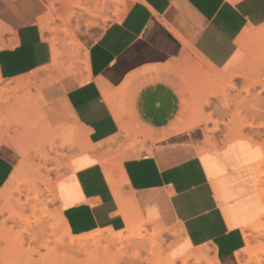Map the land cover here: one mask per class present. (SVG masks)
Here are the masks:
<instances>
[{
    "label": "crops",
    "instance_id": "0c3cea01",
    "mask_svg": "<svg viewBox=\"0 0 264 264\" xmlns=\"http://www.w3.org/2000/svg\"><path fill=\"white\" fill-rule=\"evenodd\" d=\"M46 13L45 0H0V26L10 32L0 49V80L52 67L53 50L40 30ZM117 18L94 38L79 35L87 53L82 76L66 75L36 94L51 129H77L82 146L95 148L76 152L56 182L66 227L74 236L124 232L128 215L137 219L136 233L144 222L147 240L133 242L125 232L118 264L180 260L199 250L217 264L240 263L242 229L263 212L254 161L243 160L238 143L206 142L185 85L171 71L186 57L199 60L196 78L186 86L194 85V99L198 90L205 99L211 71L228 76L246 61L238 44L243 32L254 38L264 33V0H130ZM259 40L254 55L264 65V38ZM123 151L131 152L130 160L123 157L113 175L121 208L126 202L120 210L102 165ZM18 162L15 150L0 146V187ZM155 230L160 239L151 253L146 247Z\"/></svg>",
    "mask_w": 264,
    "mask_h": 264
},
{
    "label": "rangeland",
    "instance_id": "374dc122",
    "mask_svg": "<svg viewBox=\"0 0 264 264\" xmlns=\"http://www.w3.org/2000/svg\"><path fill=\"white\" fill-rule=\"evenodd\" d=\"M129 1L125 0L124 6H119V10H125ZM46 2H50L51 5L47 4V13L43 16V22L39 25L43 39L48 44L50 43L52 47L54 46L59 54L61 53L57 64L54 67L49 64L45 68L28 75L23 83L14 80H0V98H3L4 101V103L0 101V146H10L19 156V162L9 180L4 186L0 187V193L9 189L13 196L11 199H7L8 202L5 201V198L0 197V264H20V257L22 256V253L18 254L20 250L35 249L38 251L32 256L33 263L46 255V250L40 248L38 242L40 241L42 244L45 240L53 238L50 237L47 228L57 222V219L53 217L56 216L59 210L57 201L52 200V197L46 191V183L56 184L57 180L65 173L73 155L79 150L81 152V148H83V140L77 129L57 128L53 130L46 127L40 117L42 112L36 94L41 87L66 75L82 76L86 71L85 69H87V53L85 45L79 39V35L84 32L94 38L109 23L120 19L112 15L113 9L109 6V10H105L103 14L95 13L97 8L94 7L91 0H79L80 8H84L86 11L73 6L77 0H47ZM70 9H73L74 15L67 20ZM89 11L91 14H88ZM104 19L106 20L103 21ZM9 34L8 30L0 26V49L6 46ZM77 44L81 45L80 49L77 48ZM197 63H199V60H190L189 57H186L171 72L185 85L184 88L190 100L188 107L191 114L194 117L196 116L197 120H201L197 126H204L206 142L216 145V141L219 139L221 143L230 141L229 139H232L236 133L239 134L238 132L241 130L242 136L256 145H261L264 153V82L257 79L251 71H241L242 75L238 74V77H232V73L228 76L222 74L224 78L219 81L220 83L209 82V90L205 99L199 95V90L194 99L192 96L195 89L194 85H186H189L187 83L194 81L196 78L197 69H194V67ZM66 69H71L70 73ZM260 73L264 74V71ZM1 89L4 90V93H1ZM32 123L36 125V128L29 132ZM109 144L99 145V149ZM84 149L94 152L95 148L84 147ZM43 153L48 155L45 160L42 156ZM121 153L122 155L120 157L117 155L113 163L108 160L106 163L103 162L102 167L105 174L110 172L117 174L116 164L118 165L120 160L129 156L131 152L123 151ZM261 171L263 174L260 181L257 178V192L262 203L263 212L254 223L242 229L245 249L243 252L240 251V263L234 262L232 264H264V162L261 165ZM34 184L37 186L40 196V203L36 208H45L47 215L49 214L53 218L49 220L48 215L47 220L46 218L42 219L39 228L33 223L34 219L30 211V206H33L31 200L25 204V210L15 205L11 209L12 214L11 210L7 212L6 209L8 204H13L16 200L24 204L27 196V199H30L32 193L28 195V190L32 191ZM16 189L21 192L20 195L14 191ZM18 214L20 217H17ZM37 215H39L38 212ZM44 226L47 228L45 229ZM137 228L136 233L134 226L133 229L122 232L120 237H114L115 235L106 232H102L100 236H95L97 231L79 235L88 238L86 240L87 248L93 256L90 260L80 256L79 261L82 264H112L119 251L120 253L125 252V246L122 244L126 238L125 232L132 237V240H147L149 235L144 225H138ZM17 230L21 231L19 233L24 237L23 245L19 248V251L17 246L14 245L15 241H13L15 233L18 232ZM44 230H47L46 235ZM62 234L63 231L58 229L56 236L60 237ZM92 235H94V239L89 238ZM159 239L160 232L152 231L150 244L146 247L148 251L152 253L155 248L157 249ZM63 241L64 245H68L70 239L68 236L63 237ZM48 245L52 246V244ZM121 248L123 249L121 250ZM15 250H17V253ZM57 252H59L58 254L62 253V249H58ZM198 252H191L193 255L189 256L185 263L180 259L174 260V264H217V262H213L207 257V250L204 253ZM168 259V256H164V258L156 261H159L160 264H167L170 262Z\"/></svg>",
    "mask_w": 264,
    "mask_h": 264
},
{
    "label": "bare ground",
    "instance_id": "6f19581e",
    "mask_svg": "<svg viewBox=\"0 0 264 264\" xmlns=\"http://www.w3.org/2000/svg\"><path fill=\"white\" fill-rule=\"evenodd\" d=\"M45 1H47V0H45ZM93 3H94V7H96L97 8V10H95V13H100V14H103V12L105 11V10H109V7L111 8V9H113V11H112V15L113 16H117V17H119L120 15H122L124 12H125V10H119V6H124V1L125 0H91ZM75 2V1H74ZM52 3V2H51ZM47 4L48 5H51L50 4V2H47ZM74 4V3H73ZM80 3H79V0H77V2H76V4L75 5H73V6H75V7H78V8H80L81 6L79 5ZM71 5V4H70ZM69 5V6H70ZM109 6V7H108ZM80 9H82V10H84V11H86L84 8H80ZM107 12V11H106ZM88 14H91V12L89 11L88 12ZM74 15V11H73V9H70L69 10V14H68V16H67V20H69L70 18H71V16H73ZM106 19H104L103 21H105ZM41 22H43V20L41 21ZM264 38V33H261V35H259V36H257L256 38H254V35H251V32H246V31H244L243 32V34L240 36V38H239V40H238V44H239V46L241 47V48H244V50H246V52H247V58H246V61L245 62H243L240 66H239V68L235 71V72H233L231 75H232V77H238L239 75L238 74H241L242 75V73H241V71H244V72H247V71H251L252 73H253V75L255 76L256 75V78L257 79H260L261 80V82H264V74L262 73H260V72H262V71H264V70H262L263 68H264V65L262 64V62L260 61V59H259V56H257V55H254V48H255V43L257 42V44L258 43H260V41H261V43H262V40H259V39H263ZM256 41V42H255ZM52 47V46H51ZM246 47V48H245ZM250 47V48H249ZM77 48L78 49H80L81 48V45H79V44H77ZM257 48H258V46H256V50H257ZM21 50V49H20ZM52 50H53V56H52V66L54 67L56 64H57V61H58V57L61 55V53L59 54V52L57 51V49L53 46L52 47ZM260 50H261V48H260ZM260 50H259V52H260ZM18 51V50H17ZM262 51L264 52V47H262ZM256 54V53H255ZM12 56V55H11ZM14 56V55H13ZM257 56V57H256ZM41 58V57H40ZM258 58V59H257ZM13 59H14V57H13ZM36 59V58H35ZM259 60V61H258ZM262 60V59H261ZM12 62V61H11ZM28 62V61H27ZM87 63V62H86ZM14 65V64H13ZM12 65V66H13ZM11 67V66H10ZM75 67V66H74ZM13 68H15L14 66H13ZM261 68V69H260ZM66 70H68V69H66ZM71 69H69L68 70V72L70 71ZM202 72V71H201ZM70 73V72H69ZM210 73V72H209ZM67 74V73H66ZM252 75V76H253ZM204 76V75H203ZM253 76V77H254ZM26 77V76H25ZM202 78V77H201ZM224 77H223V75L221 74V73H219V71L218 72H213L212 73V71H211V73L207 76V80L209 81V82H211V83H213V82H215L214 84H218V83H220L219 81H221L222 79H223ZM51 79H53V78H51ZM203 79V78H202ZM15 82H21V83H23V81H25V78H20V79H17V80H14ZM57 81V80H56ZM55 82V81H54ZM264 84V83H263ZM223 85H225V84H223ZM264 87V86H263ZM1 93H4V90L3 89H1ZM38 100V99H37ZM0 101L2 102V103H4V101H3V98H0ZM41 118H42V120H43V122H44V124H46V127L47 128H49V125L47 124L48 122H47V120H46V117H45V113L43 114L42 113V115L40 116ZM194 124V123H193ZM35 126V127H34ZM34 128H36V125H34L33 123L32 124H30V127H29V132L30 131H32V130H34ZM120 129H121V131L122 132H124L125 134H127V129H126V127L124 126V125H122L121 123H120ZM54 130V129H53ZM241 132V130H239V134H237L236 133V135L231 139H229L231 142H235V143H238L239 144V146L242 148V158H243V160L244 161H254V170H255V173H256V176H257V178L259 179V181H260V178L262 177V171H261V165L263 164V157H264V153H263V151H260L257 147H256V144H254L253 142H251L250 140H248V139H245L243 136H242V134L240 133ZM2 136V135H1ZM202 136V135H201ZM4 139V138H3ZM2 141V140H1ZM229 141V142H230ZM1 145V144H0ZM125 150V149H124ZM82 151H85V149H84V147L83 148H81V152ZM241 151V150H240ZM83 153V152H82ZM127 153V152H126ZM217 153V152H216ZM224 153V152H223ZM237 153V152H236ZM40 154H42V153H40ZM44 154V153H43ZM128 154V153H127ZM127 154H124V155H127ZM47 154H44V155H42L43 156V159L45 160L47 157H48V155L46 156ZM122 155V154H121ZM121 155H119V156H121ZM202 155V154H201ZM209 156V155H208ZM221 156V155H220ZM239 156V155H238ZM126 158H129V160H130V157H126ZM126 158H125V160H126ZM207 158H209V157H207ZM212 158H213V156H212ZM216 158V157H215ZM25 159V158H24ZM43 159H41V160H43ZM218 158H216V160H217ZM220 159V158H219ZM70 160V159H69ZM239 160H240V157H239ZM146 161V160H145ZM230 161H231V159H230ZM233 161V160H232ZM209 162H210V160H209ZM235 162V161H234ZM239 162V161H238ZM241 162V161H240ZM120 163V162H119ZM235 163H237V162H235ZM43 164H44V161H43ZM121 164V163H120ZM119 164V165H120ZM208 164V163H207ZM247 164V163H246ZM117 165V164H116ZM209 165V164H208ZM227 165V164H226ZM231 165V164H230ZM238 165V164H237ZM239 166H240V164H239ZM118 167V166H117ZM236 167V166H235ZM244 167V166H243ZM120 168H122L121 166H120ZM119 168V169H120ZM223 168H224V166H223ZM221 169V168H220ZM239 169H240V167H239ZM212 170V169H211ZM225 170V169H224ZM121 172H122V170H120ZM115 172V171H114ZM121 172H119V173H121ZM220 172V171H219ZM218 172V173H219ZM235 172V171H234ZM217 173V172H216ZM38 174H39V170H38ZM114 174H116V173H114ZM114 174H112L111 172L110 173H108V174H106V176H107V179H108V181H109V185L112 187V193H113V195L115 196V198H116V200H117V205H119L120 206V210H122L123 209V207H125V205H126V202H124V206L121 208V206L123 205L122 204V198H121V194H120V189H118L117 188V186H116V183H115V179H114V177H113V175ZM191 174V173H190ZM194 175V174H193ZM192 175V176H193ZM213 175V174H212ZM185 176V175H184ZM227 176V175H226ZM188 177V176H187ZM190 177V176H189ZM188 180H190L189 178H188ZM57 181H59V180H57ZM124 181H126V180H124ZM200 181V180H199ZM204 182V181H203ZM60 183V182H59ZM193 183V182H192ZM219 183V182H218ZM57 184V183H56ZM56 184H49V183H46V191H47V193L49 194V196H51L52 198V200H55V201H57V199H58V188H57V186H56ZM207 184V183H206ZM222 184V183H221ZM15 185V184H14ZM59 186V185H58ZM37 186L34 184V186H32V191L31 190H28V195L29 194H31L32 193V197L30 198V199H27V197L25 198L26 199V201H25V203L24 204H22L19 200H16V201H14V203L12 204V203H10V204H6L7 205V212L9 211V210H11L12 208H13V206H17V207H19L20 209H22L23 208V210H25L24 208V206H26L25 204H27V202L29 201V200H31L32 201V203H33V206H30V211H31V216L33 217V223L35 224V226L37 227V228H39V226L41 225V221H42V219L44 220L45 218H46V220L48 219L47 217H48V215H47V211H46V209L45 208H36L37 207V205H39V203H40V196H39V193H38V190H37V188H36ZM181 187V186H180ZM190 187V186H189ZM231 189V188H230ZM18 195H20V191L18 190V189H16V190H14ZM14 191H13V193H14ZM262 193V192H261ZM73 195V194H72ZM197 196H199L198 194H197ZM0 197L1 198H5V201H7V199H11L13 196H12V193H11V191L9 190V189H7V190H5L3 193H0ZM8 197V198H7ZM246 197V196H245ZM194 198H195V196H194ZM199 200V199H198ZM51 201V200H50ZM125 201V200H124ZM202 201V200H201ZM8 202V201H7ZM31 203V204H32ZM58 203V202H57ZM122 204V205H121ZM129 205V204H128ZM127 205V206H128ZM203 205V204H202ZM262 205V204H261ZM126 206V207H127ZM138 207V206H137ZM137 207H135V208H137ZM183 207V206H182ZM130 208V207H129ZM27 209V208H26ZM135 210V209H134ZM12 211V210H11ZM21 211V210H20ZM37 212L39 213V215H37ZM130 212H132L131 210H130ZM129 212V213H130ZM185 212V211H184ZM12 214H13V211L11 212ZM136 213V212H135ZM134 215V212L133 213H131V215ZM137 214V213H136ZM10 215V214H9ZM21 215V214H20ZM138 215V214H137ZM127 216L128 215H126V219H127V224H128V227H126V229L127 230H131V229H133L134 228V225L132 226V223H133V221H134V219H132V217L133 216H131V217H128L127 218ZM139 216V215H138ZM11 217V216H10ZM17 217H20L19 216V214L17 215ZM49 217H50V215H49ZM63 217V216H62ZM62 217H61V214H60V211L58 210L57 211V213H56V216L55 217H53V218H56L57 219V222L56 223H54V224H52V225H50L48 228L46 227V226H44L45 227V229L47 228V229H49V235H50V237L52 238V239H47V240H45L44 242H42L43 240H42V238H40L42 241V244L40 243V241L38 242L40 245V248H43L44 250H46V255L45 256H43L40 260H38V261H36V262H32V256H33V254L34 253H38V251H36L35 249H33V250H26V251H24V250H20L19 248H21L22 247V245H23V238L24 237H22V235H21V233H19V232H21V231H18L17 233H15L16 235L13 237V241H15V244L14 245H16L17 246V248H18V254L20 255V253H22V256L20 257V264H82V262L81 261H79V257L80 256H84V257H86V258H88L89 260L91 259V257H93V256H91V251L90 250H88V248H87V242H86V240L88 239L87 237H84V236H74V235H72L71 233H70V231L68 230V228L66 227V225H65V223H64V221H63V219H62ZM124 217H123V219H124ZM13 218H14V216H13ZM21 218H23V217H21ZM52 218V216L50 217V219L49 220H51V219H53ZM130 218H131V220H130ZM28 219V218H27ZM23 220H25L24 218H23ZM45 220V222H47ZM137 220V219H136ZM135 220V221H136ZM20 221V220H19ZM134 221V222H135ZM143 221V220H142ZM14 222V221H13ZM27 222V221H26ZM44 222V221H43ZM23 224V223H22ZM27 224V223H26ZM30 223L28 222V225H29ZM182 224V223H181ZM144 225V222L142 223V226ZM251 225V224H250ZM249 226V225H248ZM256 226V225H255ZM28 227V226H27ZM31 227H32V225H31ZM44 227H43V229H44ZM159 227V226H158ZM24 228V227H23ZM30 228V227H29ZM184 228V227H183ZM6 229V228H5ZM41 229V228H40ZM62 230L63 231V234H62V236H60V237H57L56 236V234H57V230ZM7 230V229H6ZM145 230V229H144ZM36 231V230H35ZM46 231L47 230H44V234L46 235ZM10 232V231H9ZM8 232V233H9ZM24 233H26L27 232V230H26V232L25 231H23ZM39 232H40V230H39ZM55 232H56V234H55ZM102 232H106V233H108V234H110V235H115L114 237H120V235H121V233L122 232H117V233H114V232H112L111 230H97V232H96V234H95V236H100L101 235V233ZM177 232H179V231H177ZM31 233V232H30ZM29 233V234H30ZM180 234V233H179ZM242 234V233H241ZM30 235H33V234H30ZM40 236V235H39ZM48 236V235H47ZM69 237V239H70V241H69V244L68 245H64V241H63V237ZM31 237V236H30ZM29 237V238H30ZM33 237V236H32ZM90 239H94V235H92L91 237H89ZM182 238V237H181ZM9 239H10V237H9ZM131 241H133V240H131ZM131 241H129L130 243H132ZM181 241V240H180ZM179 241V242H180ZM1 242V241H0ZM5 242V241H4ZM9 242V241H8ZM134 242V241H133ZM178 242V243H179ZM11 244H13V243H11ZM48 244H52V246H49ZM30 245V244H29ZM177 245V244H176ZM214 246V245H213ZM212 246V247H213ZM14 247V246H13ZM175 247V246H174ZM173 247V248H174ZM181 247V246H180ZM11 248V247H10ZM185 248V247H184ZM183 248V249H184ZM204 248V247H203ZM16 249V248H15ZM25 249H27V248H25ZM58 249H62V253H60V254H58L59 252H57L58 251ZM123 248H121V250H122ZM205 249V248H204ZM244 249L245 248H243V250H241L242 252L244 251ZM185 250V249H184ZM16 251V253H17V250H15ZM125 251V250H124ZM174 251V250H173ZM206 250H199V252L198 253H204ZM196 252V251H195ZM194 252V253H195ZM12 253H13V251H12ZM135 253V252H134ZM215 253H216V251H215ZM127 254V253H126ZM125 254V255H126ZM237 253H235V255H236ZM8 255V254H7ZM124 255V256H125ZM134 256H135V254H133ZM191 255H193V253H191L190 252V254L189 255H185L183 258H181L182 259V261H184V263H185V261H187L188 260V257L189 256H191ZM239 255V254H238ZM123 257V253H120V251H119V253H118V255H117V257H116V259L113 261V263L112 264H118V262L121 260V258ZM140 257V256H139ZM170 257V256H169ZM168 257V258H169ZM96 258V257H95ZM237 258V257H236ZM140 259V258H139ZM18 260V259H17ZM35 260V259H34ZM170 262L169 263H167V264H174V260H172V258L170 259H168ZM18 262V261H17ZM234 263V262H233ZM151 264H160V262L159 261H155L154 263H151ZM232 264V263H231Z\"/></svg>",
    "mask_w": 264,
    "mask_h": 264
}]
</instances>
